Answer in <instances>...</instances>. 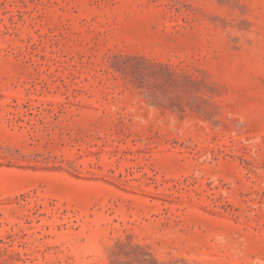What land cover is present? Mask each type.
Masks as SVG:
<instances>
[{
    "label": "rangeland",
    "instance_id": "374dc122",
    "mask_svg": "<svg viewBox=\"0 0 264 264\" xmlns=\"http://www.w3.org/2000/svg\"><path fill=\"white\" fill-rule=\"evenodd\" d=\"M0 264H264V0H0Z\"/></svg>",
    "mask_w": 264,
    "mask_h": 264
}]
</instances>
